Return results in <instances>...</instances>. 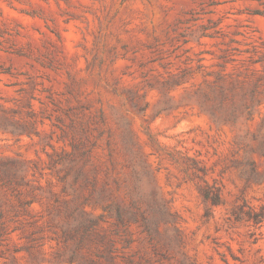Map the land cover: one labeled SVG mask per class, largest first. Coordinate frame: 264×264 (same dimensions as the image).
<instances>
[{
  "label": "rangeland",
  "instance_id": "374dc122",
  "mask_svg": "<svg viewBox=\"0 0 264 264\" xmlns=\"http://www.w3.org/2000/svg\"><path fill=\"white\" fill-rule=\"evenodd\" d=\"M262 206L264 0H0V264H264Z\"/></svg>",
  "mask_w": 264,
  "mask_h": 264
},
{
  "label": "trees",
  "instance_id": "16d2710c",
  "mask_svg": "<svg viewBox=\"0 0 264 264\" xmlns=\"http://www.w3.org/2000/svg\"><path fill=\"white\" fill-rule=\"evenodd\" d=\"M246 216L247 220L253 222L255 225H263L264 224V206L260 208V210L249 209V211H243L240 208V213H238V218L242 219ZM67 222L64 225H61L62 237L65 241H75L76 246L72 251L69 261L73 262L77 258L78 251L81 247L87 244V241L91 237V229L94 226V222L92 220H84L79 221L74 212H68L67 214ZM107 252L100 254L101 257L106 258L109 262H111V255L109 254L110 250H105ZM89 264H98L95 261H91Z\"/></svg>",
  "mask_w": 264,
  "mask_h": 264
}]
</instances>
